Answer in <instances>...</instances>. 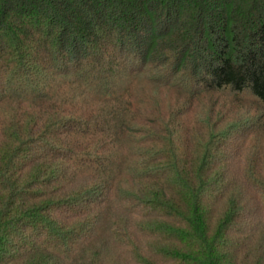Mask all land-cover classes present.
Masks as SVG:
<instances>
[{"label":"trees","instance_id":"1","mask_svg":"<svg viewBox=\"0 0 264 264\" xmlns=\"http://www.w3.org/2000/svg\"><path fill=\"white\" fill-rule=\"evenodd\" d=\"M226 89L264 107V0H0V264H264Z\"/></svg>","mask_w":264,"mask_h":264},{"label":"rangeland","instance_id":"2","mask_svg":"<svg viewBox=\"0 0 264 264\" xmlns=\"http://www.w3.org/2000/svg\"><path fill=\"white\" fill-rule=\"evenodd\" d=\"M141 90L149 98L156 99L161 97L160 99H162L161 101L163 102L160 106L158 105L155 110L156 114H159L161 117H166L167 113H169L167 105L173 104L170 103L171 100H176V102H179L177 98L174 97V95L177 96L178 99H182V103L183 100H185L184 98L178 96L176 92L170 91L168 93L166 90L159 91L147 86L142 87ZM194 100L196 102L194 103V107L192 106V111L199 108L196 110V112H198L202 108L203 112L207 114V117L216 124L210 133L212 131L213 133H216L217 131L225 132L232 129L241 130V128L244 129V132H247L250 128L251 131L248 135H252L250 141L246 144L250 143L249 145L251 150L248 151L249 153L247 151L246 153H243L242 159H253L252 161L254 162L258 160L257 155L264 159V107L258 104L248 94H235L228 89L205 94L202 97ZM163 103H165V105ZM182 103L179 102L177 110L180 108ZM204 127L206 126L203 124L202 126L196 128L202 130ZM204 135H207V133ZM202 138L205 139L207 137ZM249 145L247 148H249Z\"/></svg>","mask_w":264,"mask_h":264}]
</instances>
